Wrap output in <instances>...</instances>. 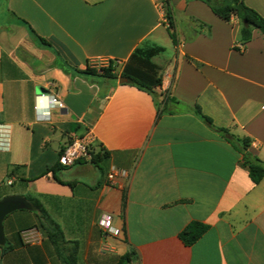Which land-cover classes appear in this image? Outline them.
Segmentation results:
<instances>
[{
	"label": "crops",
	"instance_id": "obj_1",
	"mask_svg": "<svg viewBox=\"0 0 264 264\" xmlns=\"http://www.w3.org/2000/svg\"><path fill=\"white\" fill-rule=\"evenodd\" d=\"M163 1L0 0V122L11 128L9 150L0 152V200L31 196L65 241L56 247L34 210L15 211L3 221L0 264H64L72 243L77 264H115L127 252L130 264H264V177L254 184L240 155L193 113L198 106L216 128L248 138L264 162L263 36L253 30L242 47L235 18L169 0L173 45ZM244 2L264 18V0ZM148 42L163 48L152 59L161 77L155 97L54 66V52L78 70L121 65ZM49 95L64 110L39 121L34 107L44 110ZM88 131L91 150L107 154L103 171L90 160L58 166L59 152ZM112 169L127 178L110 184ZM106 216L117 236L99 226ZM192 222L207 230L186 246L179 235Z\"/></svg>",
	"mask_w": 264,
	"mask_h": 264
},
{
	"label": "trees",
	"instance_id": "obj_2",
	"mask_svg": "<svg viewBox=\"0 0 264 264\" xmlns=\"http://www.w3.org/2000/svg\"><path fill=\"white\" fill-rule=\"evenodd\" d=\"M185 1H200L205 4L210 11L225 22H230L235 18L239 23L238 43L244 47L252 39V31L258 30L264 39V18L254 9L248 7L244 0H185ZM164 18L167 24V32L173 45L177 44L176 36L173 31V14L169 4V0L163 1ZM199 27H206L203 23L196 21ZM30 37L41 48L52 50L50 44L43 38L39 37L30 26L23 22ZM196 32V31H195ZM239 50V48H236ZM163 52V48L159 46H152L142 44L137 47L129 56L127 61L120 66L109 61L105 68L94 69L86 67L85 70H78L69 68L62 60H60L58 53L56 55V62L54 66L60 67L67 75H77L83 77H97L102 79L117 80L121 77L127 79L126 84L136 88L139 91L145 92L152 97H155L154 89L161 85V77L159 75V67L153 63L152 59ZM193 113L202 120L209 128H211L220 137L226 140L232 148L240 155L241 165L247 169L249 177L254 184H258L264 177V162L254 157L249 152L250 140L246 137H239L228 132L224 128H216L209 117L205 116L198 106L193 108ZM60 154V152H59ZM58 154V156H59ZM90 161L94 163L100 171H103L99 163L107 156L106 153L99 150L94 153L90 148ZM57 165L62 167L57 160ZM56 167H52L50 172L53 174ZM13 170L7 175L10 177ZM32 205L36 212L38 226H40L47 234L51 242L57 247L64 244L65 241L58 228V226L51 220L47 212L43 209L41 204L31 196L25 197ZM124 208V197H122V206ZM207 230V226L198 222L188 224L180 233V240L186 245L191 246L196 242ZM66 256H61L64 264H77V244L72 243ZM134 254L132 252L124 253L117 258L115 264H130Z\"/></svg>",
	"mask_w": 264,
	"mask_h": 264
},
{
	"label": "built area",
	"instance_id": "obj_3",
	"mask_svg": "<svg viewBox=\"0 0 264 264\" xmlns=\"http://www.w3.org/2000/svg\"><path fill=\"white\" fill-rule=\"evenodd\" d=\"M161 12L163 8L160 7ZM165 19V18H164ZM120 66V64H116ZM44 98V96H37L36 99ZM47 107L41 110L36 104L34 107L37 120L43 122L51 121L52 111H62L64 110V104L54 95L46 96ZM10 132L11 128L8 124L0 122V152H6L9 150L10 146ZM95 139L91 132H85L81 136L73 137L71 141L60 151L58 156V163L63 167L67 168L75 164L80 160H90V148L94 143ZM127 173L124 170L112 169L106 175L107 181L114 185L117 179H126ZM111 218L106 216L99 222V226L108 234L112 236H117L119 234L118 230H114L110 226Z\"/></svg>",
	"mask_w": 264,
	"mask_h": 264
},
{
	"label": "water",
	"instance_id": "obj_4",
	"mask_svg": "<svg viewBox=\"0 0 264 264\" xmlns=\"http://www.w3.org/2000/svg\"><path fill=\"white\" fill-rule=\"evenodd\" d=\"M119 83H126L127 79L121 77L118 79ZM33 210L31 203L22 196L10 195L3 197L0 200V246L5 244V237L3 232V221L5 217L15 211Z\"/></svg>",
	"mask_w": 264,
	"mask_h": 264
},
{
	"label": "rangeland",
	"instance_id": "obj_5",
	"mask_svg": "<svg viewBox=\"0 0 264 264\" xmlns=\"http://www.w3.org/2000/svg\"><path fill=\"white\" fill-rule=\"evenodd\" d=\"M1 6V5H0ZM147 45H152V46H157V45H155L154 43H151V42H148V43H146ZM107 66V63L106 64H97L96 65V67H97V69H101V68H105ZM101 167H103L104 168V166H101Z\"/></svg>",
	"mask_w": 264,
	"mask_h": 264
}]
</instances>
